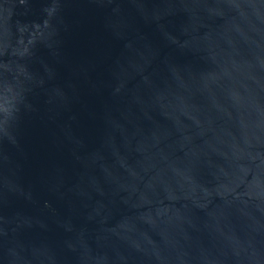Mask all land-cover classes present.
<instances>
[{"label":"water","instance_id":"obj_1","mask_svg":"<svg viewBox=\"0 0 264 264\" xmlns=\"http://www.w3.org/2000/svg\"><path fill=\"white\" fill-rule=\"evenodd\" d=\"M0 264H264V0H0Z\"/></svg>","mask_w":264,"mask_h":264}]
</instances>
